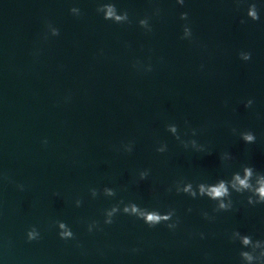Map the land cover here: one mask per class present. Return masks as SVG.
Masks as SVG:
<instances>
[{
    "label": "water",
    "instance_id": "water-1",
    "mask_svg": "<svg viewBox=\"0 0 264 264\" xmlns=\"http://www.w3.org/2000/svg\"><path fill=\"white\" fill-rule=\"evenodd\" d=\"M243 165L264 172V0H0V264H247L232 233L264 240V204L184 193Z\"/></svg>",
    "mask_w": 264,
    "mask_h": 264
},
{
    "label": "clouds",
    "instance_id": "clouds-1",
    "mask_svg": "<svg viewBox=\"0 0 264 264\" xmlns=\"http://www.w3.org/2000/svg\"><path fill=\"white\" fill-rule=\"evenodd\" d=\"M177 3L183 5L185 0H176ZM241 0H238V3ZM106 12L103 15L105 20H111L114 23H119L120 21L126 19L128 17V13L125 11L123 15H117V7L114 3H104L98 6L97 11L101 12L105 10ZM70 12L73 15H80V9L77 7H73L70 9ZM247 16L252 21H258L260 19L259 11L257 8V4L255 2L250 3L247 8ZM180 18L182 20L188 19V13L183 12L180 14ZM145 21L141 20L140 23L143 24ZM242 24L245 23V20L240 21ZM183 31L186 34H192L189 26L185 25ZM52 35L58 36L59 29L53 28ZM183 39V37H181ZM240 59L244 61H248L251 59L250 52H240ZM253 101L249 100L245 107H250ZM234 131V130H233ZM241 138L245 143L252 144L255 143L256 137L251 131H245L241 133ZM46 143V141H45ZM227 154V153H225ZM224 154V155H225ZM232 159V157H230ZM224 159V156L222 157ZM198 191L193 190L192 185L189 184L185 189L184 193L192 197L193 199L199 197H207L209 200L215 201L216 205L213 209L214 212L221 211H231L233 208V200L232 194L237 193L243 195L244 193H248L247 203L249 205H257L264 204V172L257 171L251 165H243L241 171H237L232 173L230 179L220 178L217 179L215 183H206L201 182L197 185ZM179 194L180 192L177 191ZM139 206L135 203H131V212L128 211L126 207L124 209V214L135 216L138 219H141L146 223L149 227H155L158 224L164 223L169 229H175L179 220L176 222L169 223L172 221L175 216V209H170L164 214H161L158 210H143L139 211ZM116 211V206L113 207V212ZM113 212H109L108 216L111 217ZM205 218L208 217L207 213H204ZM94 223H97L94 221ZM105 224H112L113 219H107L104 221ZM59 225V236L61 239H74L73 232L66 227L64 222L58 221ZM89 232H91V228L88 227ZM234 237L238 239H234ZM40 238V233L38 230L33 227L27 232V239L29 241L38 240ZM201 238H203V233H201ZM231 239L233 241H239L241 246V251L239 252V256L241 261H246L247 264H264V240H254L251 235L242 234L240 231H233ZM248 249V250H245Z\"/></svg>",
    "mask_w": 264,
    "mask_h": 264
}]
</instances>
